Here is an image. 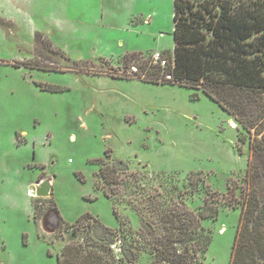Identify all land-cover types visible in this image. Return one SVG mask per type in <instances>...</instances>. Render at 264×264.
<instances>
[{
	"label": "rangeland",
	"instance_id": "rangeland-1",
	"mask_svg": "<svg viewBox=\"0 0 264 264\" xmlns=\"http://www.w3.org/2000/svg\"><path fill=\"white\" fill-rule=\"evenodd\" d=\"M173 1L0 0V264H57L65 243H90L87 227L68 225L85 213L117 229L116 208L136 237L133 207L195 211L206 185L218 212L201 221L212 239L199 264L229 263L242 200L256 190L264 201V151L250 145L262 133L200 89L119 76L136 69L131 53L163 58L173 48ZM106 149L127 164L112 199L94 183ZM42 179L50 194L37 198L29 190ZM152 193L161 199L148 205ZM132 248L136 264L151 262L148 247Z\"/></svg>",
	"mask_w": 264,
	"mask_h": 264
},
{
	"label": "trees",
	"instance_id": "trees-1",
	"mask_svg": "<svg viewBox=\"0 0 264 264\" xmlns=\"http://www.w3.org/2000/svg\"><path fill=\"white\" fill-rule=\"evenodd\" d=\"M172 16L173 48L164 52L165 64L153 61L150 55L133 52L132 65L136 69L129 72L125 69L119 76L200 89L247 132L253 129L256 134L262 133L261 138L256 139V143L250 141V145L255 151H264V0H174ZM131 54L123 58L126 66ZM191 94L197 97L196 91ZM109 157L106 149L104 157L95 160L98 167L94 183L111 198L116 194L112 185L122 181L127 164L121 159L110 161ZM130 175L136 181V175L132 172ZM197 180L202 181L198 173L189 175L188 181L195 188ZM200 189L201 186L194 191ZM204 192L203 203L195 211L160 203L157 209L152 205L153 210L144 216L133 207L142 217L133 238L127 237L124 220L119 218L116 208L114 214L120 224L117 229L85 213L68 225L87 227L91 244L86 241L65 243L57 255V264H136L137 252L132 246L148 247L152 255L149 264H199L212 239L201 221L215 218L218 212L215 191H209L206 185ZM156 196L160 193L149 195L147 204L155 202L154 198L161 199ZM38 217L33 211V220ZM58 218L59 225L60 222L67 225ZM262 226L264 201L254 190L242 200L228 264H258L257 257L264 259ZM161 228L165 232L159 235ZM116 239L120 242L118 257L110 249ZM104 249L111 257L103 256Z\"/></svg>",
	"mask_w": 264,
	"mask_h": 264
},
{
	"label": "water",
	"instance_id": "water-1",
	"mask_svg": "<svg viewBox=\"0 0 264 264\" xmlns=\"http://www.w3.org/2000/svg\"><path fill=\"white\" fill-rule=\"evenodd\" d=\"M50 194V185L47 179H42L35 185L33 195L37 197H46Z\"/></svg>",
	"mask_w": 264,
	"mask_h": 264
},
{
	"label": "built area",
	"instance_id": "built-area-1",
	"mask_svg": "<svg viewBox=\"0 0 264 264\" xmlns=\"http://www.w3.org/2000/svg\"><path fill=\"white\" fill-rule=\"evenodd\" d=\"M152 59L156 62H159L161 65H164L165 64V59H163L162 57H160V54L159 52H155L153 55H152ZM34 191V190H33ZM33 191L32 190H29V193L30 194H33Z\"/></svg>",
	"mask_w": 264,
	"mask_h": 264
},
{
	"label": "crops",
	"instance_id": "crops-1",
	"mask_svg": "<svg viewBox=\"0 0 264 264\" xmlns=\"http://www.w3.org/2000/svg\"><path fill=\"white\" fill-rule=\"evenodd\" d=\"M30 198H31V196H30ZM31 205H32V202H31Z\"/></svg>",
	"mask_w": 264,
	"mask_h": 264
}]
</instances>
